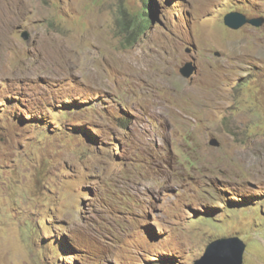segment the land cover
Wrapping results in <instances>:
<instances>
[{
    "label": "rangeland",
    "instance_id": "1",
    "mask_svg": "<svg viewBox=\"0 0 264 264\" xmlns=\"http://www.w3.org/2000/svg\"><path fill=\"white\" fill-rule=\"evenodd\" d=\"M154 5L0 0V264H264V0Z\"/></svg>",
    "mask_w": 264,
    "mask_h": 264
},
{
    "label": "water",
    "instance_id": "2",
    "mask_svg": "<svg viewBox=\"0 0 264 264\" xmlns=\"http://www.w3.org/2000/svg\"><path fill=\"white\" fill-rule=\"evenodd\" d=\"M225 22L232 28L238 29L244 24L261 26L264 23V17H249L240 11H230L225 16ZM24 36H29L24 32ZM197 70L194 61H187L180 72L184 77H190ZM211 143L218 144L216 139ZM246 242L239 236L222 237L211 241L205 249L204 254L195 260L194 264H243Z\"/></svg>",
    "mask_w": 264,
    "mask_h": 264
},
{
    "label": "trees",
    "instance_id": "3",
    "mask_svg": "<svg viewBox=\"0 0 264 264\" xmlns=\"http://www.w3.org/2000/svg\"><path fill=\"white\" fill-rule=\"evenodd\" d=\"M143 6L141 7V11L136 13V17L140 18L137 25L138 32H144L148 29V25L153 17L156 14V8L154 5V0H142ZM123 17H127V12L122 13Z\"/></svg>",
    "mask_w": 264,
    "mask_h": 264
},
{
    "label": "clouds",
    "instance_id": "4",
    "mask_svg": "<svg viewBox=\"0 0 264 264\" xmlns=\"http://www.w3.org/2000/svg\"><path fill=\"white\" fill-rule=\"evenodd\" d=\"M234 11H237V10H234ZM241 12V11H240ZM244 13V12H243ZM246 14V13H245ZM247 15V14H246ZM248 16V15H247ZM250 17V16H249ZM182 74V73H181Z\"/></svg>",
    "mask_w": 264,
    "mask_h": 264
}]
</instances>
